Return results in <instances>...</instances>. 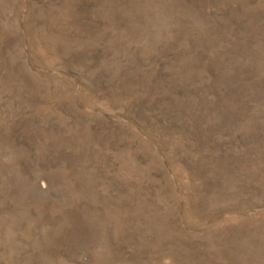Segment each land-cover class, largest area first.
<instances>
[{"label": "rangeland", "instance_id": "374dc122", "mask_svg": "<svg viewBox=\"0 0 264 264\" xmlns=\"http://www.w3.org/2000/svg\"><path fill=\"white\" fill-rule=\"evenodd\" d=\"M0 264H264V0H0Z\"/></svg>", "mask_w": 264, "mask_h": 264}]
</instances>
